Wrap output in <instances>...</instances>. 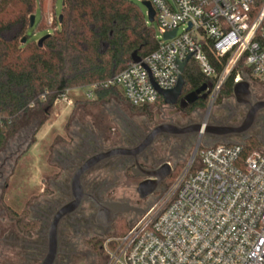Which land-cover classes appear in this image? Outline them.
Instances as JSON below:
<instances>
[{
	"label": "built area",
	"instance_id": "obj_1",
	"mask_svg": "<svg viewBox=\"0 0 264 264\" xmlns=\"http://www.w3.org/2000/svg\"><path fill=\"white\" fill-rule=\"evenodd\" d=\"M38 1L45 25L55 30L56 0ZM145 2L155 13L157 49L112 79L75 89L87 100L117 89L133 107L154 106L162 100L156 87L174 89L188 57L207 78L212 102L241 62L256 81L251 85L264 88V0ZM210 54L217 61L227 58L220 75ZM242 80L249 79L238 73L234 84ZM71 91L54 106L72 104ZM105 249L109 264H264V153L244 156L242 144L197 148L154 206Z\"/></svg>",
	"mask_w": 264,
	"mask_h": 264
},
{
	"label": "trees",
	"instance_id": "obj_2",
	"mask_svg": "<svg viewBox=\"0 0 264 264\" xmlns=\"http://www.w3.org/2000/svg\"><path fill=\"white\" fill-rule=\"evenodd\" d=\"M37 1L5 0L0 7V151L5 149L7 135L15 131L20 118L48 115L61 94L112 79L134 62V55L144 59L158 46L156 29L147 24L144 12L132 0H64L62 22L58 20V28L40 46L29 36L35 26L31 27V18ZM210 57L220 75L227 58L217 61L211 54ZM238 73L256 84L251 70L241 62L219 95L233 96ZM183 78L182 96L208 82L193 60L187 64ZM110 97L128 104L117 89L98 91L95 101L85 102ZM209 100L210 97L194 106L204 109ZM129 106L141 112L153 108ZM260 146L256 137L247 139L244 156ZM181 171V166H176L167 185ZM128 231L123 228L122 234L116 233L115 237H123Z\"/></svg>",
	"mask_w": 264,
	"mask_h": 264
},
{
	"label": "flooded vegetation",
	"instance_id": "obj_3",
	"mask_svg": "<svg viewBox=\"0 0 264 264\" xmlns=\"http://www.w3.org/2000/svg\"><path fill=\"white\" fill-rule=\"evenodd\" d=\"M208 97L209 88L192 105H187L183 100L184 96H182L173 106L166 105L163 100H160L150 111L140 113L143 115V126L130 134V137L137 142L136 144H113L110 148H105L104 142H108V138L98 141V139L90 137L89 139L91 142L93 141L95 149L91 150L92 144H89L88 147L87 145L84 146V142L79 147L80 149L75 150L73 153L58 155L56 166L54 165L53 168H61V176L42 179L41 186L43 190L35 195L27 196L23 212L18 213L9 205L6 208L0 206V219L3 215L7 218L5 229H0V264H41L43 262L48 254V234L53 218L62 206L74 201V193L71 187L73 175L90 157L117 147L135 148L142 144L152 131L159 126L173 124L182 129L192 128L196 124L187 123L188 118L191 117V114H198L202 110V108L194 105L201 100H206ZM262 101H264V96H253L254 104ZM243 108L245 109L244 112L236 111L234 113L235 118L230 126L238 127L243 123L240 124L238 121L243 116L244 120L246 118L247 109ZM153 109H156V111L152 112ZM152 115L154 116L153 120ZM259 116L264 119V110L258 113L257 119ZM195 135L177 136L162 133L156 138L155 143L138 157V160L143 167L157 168L164 163V160L160 162L158 159L166 152L169 141L174 140L177 146L185 148L192 142ZM240 135L242 134H232L225 137L208 135V140L216 145V143H224L223 141L232 140ZM21 146L22 144L18 145L17 150L14 152H10L11 147L9 146L6 150L0 151L2 152V157H0V202L3 199V192L9 188L8 181L13 178L16 166L24 153L19 154ZM13 157H16L14 163H12ZM77 159L81 160L78 164H75ZM7 166L11 168V172L5 175L4 169ZM134 167L133 158H115L94 167L84 174L81 184L89 196L85 198L77 212L67 214L61 220L59 225L60 249L55 264H109L105 246L106 242L116 234V231L110 232L113 226L118 222L129 224L135 219L139 220L146 210L154 206L167 188L168 181L161 184L155 195L146 199H141L138 194L134 199L117 200L111 198L110 194L114 187L119 188L127 180H130L131 176L134 177L132 174ZM70 169H73L72 174H70ZM134 178L138 182L142 181L141 178ZM114 203L128 204L135 210L119 213L116 222L112 226L104 227L97 221L98 213L102 210L101 206ZM78 235L89 237L88 242H86L87 248L85 247L80 251H78V242L74 241Z\"/></svg>",
	"mask_w": 264,
	"mask_h": 264
},
{
	"label": "rangeland",
	"instance_id": "obj_4",
	"mask_svg": "<svg viewBox=\"0 0 264 264\" xmlns=\"http://www.w3.org/2000/svg\"><path fill=\"white\" fill-rule=\"evenodd\" d=\"M63 1H55V12L58 18L62 15ZM132 1L146 15L147 9L143 6L145 0ZM34 17L35 26L29 30V36L39 42L42 38L51 35L54 30L45 25L39 1L36 3ZM57 22L56 29L58 28ZM149 25L154 27L152 23H149ZM252 93L255 97L258 95L264 96V88L255 85L253 88L252 85ZM69 100L72 104H69L68 101H63L59 105L54 106L48 112V115L39 113L20 118L15 131L7 135L5 150L9 146L11 147L10 152H14L17 150V146L22 144L19 154L24 153L16 166L13 178L8 181L9 188L3 192V199L0 202V206L3 208L9 205L16 212H23L27 196L35 195L43 190L41 186L42 179H52L53 177L58 178V176H61L62 169L53 168L57 162V156H61L62 153H73L75 150L80 149L79 147L84 142V146L87 145L88 147L89 144H92L91 150L95 149L93 141L91 142L89 139L90 137L98 139V141L108 138L109 141L104 142L105 148H110L113 144L137 143L134 138L130 137V134L143 126V115L140 113L144 112L132 110L128 104L116 97H110L100 102H85L87 99L83 90H72L69 94ZM244 110L243 106L236 104L233 96L226 97L221 94L213 102L210 99L207 106L198 114H191L187 123L230 126L235 118L234 113L236 111L244 112ZM155 111L156 109L152 110V112ZM153 119L154 116L152 115ZM243 120L244 116L238 119L240 124ZM251 137H256L259 140L261 146L257 151L264 153V119L262 116L258 117L255 126L250 132L232 140L223 141L224 143H216V145H244L245 141ZM211 146H215V144L208 140V135L206 134L202 135L201 138L195 135L192 142L185 148H180L172 140L169 141L166 152L158 161L170 162L175 166V169L176 166H181L182 170H184L197 148L202 149ZM25 150L27 151L25 152ZM1 153L0 157H2ZM16 157H13L12 163H14ZM80 160L77 159L75 164H78ZM10 169L8 166L4 169L5 175L10 174ZM70 170V174H72L73 169ZM122 178L125 179L124 177ZM134 179L131 176L130 180H127L123 186L114 187L110 194L111 198L117 200L136 198V187L139 182ZM135 220L129 224L118 222L110 232L116 231L117 235H121L123 228H130L136 222ZM6 222L7 218L3 215L0 219L1 230L5 229ZM88 239L89 237L77 236L74 241L79 244L78 251L85 247L87 248L86 242H88Z\"/></svg>",
	"mask_w": 264,
	"mask_h": 264
},
{
	"label": "water",
	"instance_id": "obj_5",
	"mask_svg": "<svg viewBox=\"0 0 264 264\" xmlns=\"http://www.w3.org/2000/svg\"><path fill=\"white\" fill-rule=\"evenodd\" d=\"M143 6L147 9L148 21L150 23H154L155 13L151 4L149 2H143ZM58 20L59 23H61L63 20V15H61L58 18ZM34 25H35V17L32 16L31 27H33ZM175 34L176 31L170 34H166L165 39H171L175 36ZM46 38H48V36L42 38L38 42V44L42 46ZM190 58L191 57H188L185 62L180 64L181 76L179 78V82L177 86L174 89L170 91H164L156 87L159 94L161 95L162 100L166 105L173 106L182 97L183 89L185 86L183 73ZM139 61L140 59H138L136 55H134V62L136 63ZM207 89H208L207 84H204L197 90L185 95L183 98L184 102L187 105L194 104L200 99L202 94L207 91ZM233 98L236 104L243 106L247 109L246 118L243 121V123L238 127L196 124L193 125L192 128L182 129L173 124L167 126H159L152 131V133L145 139V141L142 144H140L135 148L117 147L107 152H100L90 157L81 167H79L76 170L75 174L73 175L71 187L74 193V201L62 206L61 209L53 218L48 234V241H49L48 254L41 264H55L60 249V243H59L60 222L67 214H73L77 212L81 208L85 198L89 196L85 192L81 184V179L84 176V174H86L94 167L115 158H133L135 167L132 169V174L134 175V177L142 179V181H140L136 187V193L141 199H146L155 195L158 192V189L161 186V184L173 177L175 166H173L170 162H165L162 165L158 166L157 168L149 169L143 167L140 164L138 157L149 146L154 144L156 138L162 133H167L170 135H177V136L196 134L201 138L202 135L204 134L213 135L216 137H225V136H230L232 134H245L250 132L254 127L258 113L261 110H264V101L257 102L255 104L253 103L252 85L248 80H242L241 82L236 83L234 85ZM101 207L102 210L99 211L98 213L97 221L99 224L103 225L104 227L112 226L116 222V218L119 213L135 210L132 207H130L128 204H122V203L108 204L106 206H101Z\"/></svg>",
	"mask_w": 264,
	"mask_h": 264
},
{
	"label": "crops",
	"instance_id": "obj_6",
	"mask_svg": "<svg viewBox=\"0 0 264 264\" xmlns=\"http://www.w3.org/2000/svg\"><path fill=\"white\" fill-rule=\"evenodd\" d=\"M248 81L250 82V80H248ZM255 86L259 87L258 85H255ZM253 88H254V86H253Z\"/></svg>",
	"mask_w": 264,
	"mask_h": 264
}]
</instances>
